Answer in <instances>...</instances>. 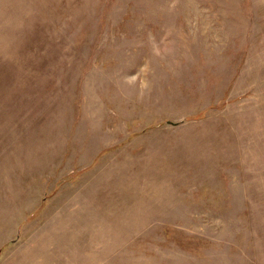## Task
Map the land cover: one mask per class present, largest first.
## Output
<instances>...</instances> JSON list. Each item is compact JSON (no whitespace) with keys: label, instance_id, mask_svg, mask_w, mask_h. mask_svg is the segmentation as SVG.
<instances>
[{"label":"rangeland","instance_id":"374dc122","mask_svg":"<svg viewBox=\"0 0 264 264\" xmlns=\"http://www.w3.org/2000/svg\"><path fill=\"white\" fill-rule=\"evenodd\" d=\"M0 264H264V0H0Z\"/></svg>","mask_w":264,"mask_h":264}]
</instances>
